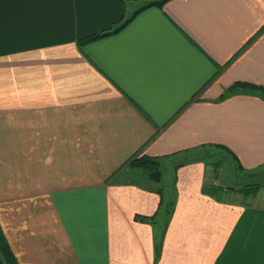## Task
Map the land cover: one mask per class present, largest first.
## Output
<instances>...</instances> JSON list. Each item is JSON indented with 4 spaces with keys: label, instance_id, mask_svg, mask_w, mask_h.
Returning a JSON list of instances; mask_svg holds the SVG:
<instances>
[{
    "label": "crops",
    "instance_id": "crops-1",
    "mask_svg": "<svg viewBox=\"0 0 264 264\" xmlns=\"http://www.w3.org/2000/svg\"><path fill=\"white\" fill-rule=\"evenodd\" d=\"M149 1L0 0V227L19 264H264V192L202 190L205 151L264 165V97L230 89L264 87V0L135 13ZM139 153L158 182L117 172Z\"/></svg>",
    "mask_w": 264,
    "mask_h": 264
},
{
    "label": "trees",
    "instance_id": "trees-1",
    "mask_svg": "<svg viewBox=\"0 0 264 264\" xmlns=\"http://www.w3.org/2000/svg\"><path fill=\"white\" fill-rule=\"evenodd\" d=\"M166 1H168V0H152V1H149L148 3L141 6L139 9H137L135 11V13L141 11L142 9H144L145 7H148V6H152V5L162 6L163 3ZM127 22H128V19L125 20L124 22H121V23L115 25L114 27H111L110 29H107L105 31H101V32L89 35L87 37H84L78 41V44L81 45L83 43L96 40V39L103 37L105 35H108L110 33L117 32ZM240 84H242V83H240ZM240 84H237V85L231 87L230 88L231 91H234V89L236 87L241 86L245 89H248L249 91H251L253 93L258 92L264 97V87L250 85V84H244V85H240ZM225 97H226L225 95L221 96L220 100L224 99ZM194 98L195 97H193L192 100H194ZM212 150H214V149H212ZM205 152H208V151H205ZM208 155L211 156V154H205V156H208ZM211 165H217V163H211ZM124 168H132V169L141 170L142 172H145L146 174L148 173L150 175V177L153 180H157V182H158V179L161 175V171L159 170L158 159L155 157H149V156H146V155H143L140 153L129 158L123 164V166L120 167V169L117 172H119L120 170H122ZM238 168L240 170H242L240 166H238ZM224 189H226V186H214V185H207L206 184L205 186L202 187V190L205 194L209 195L210 197H213V198L215 197V198H219V199L221 198ZM254 189H257V188L255 187ZM245 194L249 195V192H246ZM171 210H172V208L166 209V215H169L171 213ZM139 219H141V218H139ZM158 249H159V247H158ZM0 264H19L17 262L15 256H14L8 242L6 241V239L3 235L1 227H0Z\"/></svg>",
    "mask_w": 264,
    "mask_h": 264
},
{
    "label": "rangeland",
    "instance_id": "rangeland-1",
    "mask_svg": "<svg viewBox=\"0 0 264 264\" xmlns=\"http://www.w3.org/2000/svg\"><path fill=\"white\" fill-rule=\"evenodd\" d=\"M204 154H211L209 158L210 164L217 163V165H210L209 167L210 172L207 178V185L226 186L222 196L226 193L234 192V194L239 193L243 195L240 199H245L248 196L255 195L259 190L264 192V165L255 171L247 172L240 170L229 157L226 158L224 156V152L222 151L210 150L209 153L204 152ZM162 172L161 185L168 184L171 172L166 167L163 168ZM255 187L257 189H254ZM246 192H249V195L245 194Z\"/></svg>",
    "mask_w": 264,
    "mask_h": 264
}]
</instances>
